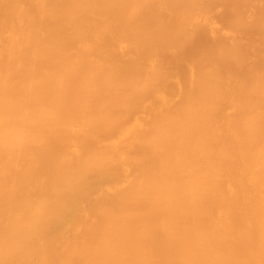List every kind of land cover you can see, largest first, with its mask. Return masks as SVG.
<instances>
[{
    "label": "bare ground",
    "instance_id": "6f19581e",
    "mask_svg": "<svg viewBox=\"0 0 264 264\" xmlns=\"http://www.w3.org/2000/svg\"><path fill=\"white\" fill-rule=\"evenodd\" d=\"M0 264H264V0H0Z\"/></svg>",
    "mask_w": 264,
    "mask_h": 264
}]
</instances>
